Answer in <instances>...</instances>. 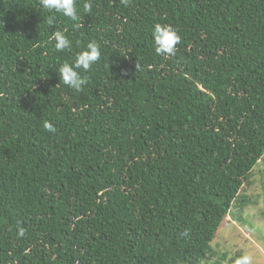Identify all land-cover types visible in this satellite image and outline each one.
I'll return each mask as SVG.
<instances>
[{
    "label": "trees",
    "instance_id": "trees-1",
    "mask_svg": "<svg viewBox=\"0 0 264 264\" xmlns=\"http://www.w3.org/2000/svg\"><path fill=\"white\" fill-rule=\"evenodd\" d=\"M77 7L48 28L39 0H0V264H223L211 242L264 154V0ZM89 42L76 92L57 69Z\"/></svg>",
    "mask_w": 264,
    "mask_h": 264
},
{
    "label": "clouds",
    "instance_id": "clouds-1",
    "mask_svg": "<svg viewBox=\"0 0 264 264\" xmlns=\"http://www.w3.org/2000/svg\"><path fill=\"white\" fill-rule=\"evenodd\" d=\"M122 3L126 4L128 0H122ZM39 5L49 13L46 18H43L48 28L56 24V14H60L70 21L76 22V26L79 27L81 15L77 7V0H39ZM84 9L85 11L89 10L90 4L85 3ZM152 38L155 53L165 56L174 55L176 53V45L181 40L180 35L173 26L167 24L162 25L160 23H156L153 26ZM49 40L55 42L54 49L58 52L72 48L73 42L65 31H52ZM100 58L101 51L99 44L89 42L73 59L65 60L59 64L57 69L59 78L69 88L79 92L88 83V77L84 73L91 71ZM43 126L46 131L55 132L53 123L45 121ZM18 234L22 237L24 235V229L20 228ZM252 262L253 256L250 253H244L238 255L233 264H252Z\"/></svg>",
    "mask_w": 264,
    "mask_h": 264
},
{
    "label": "rangeland",
    "instance_id": "rangeland-1",
    "mask_svg": "<svg viewBox=\"0 0 264 264\" xmlns=\"http://www.w3.org/2000/svg\"><path fill=\"white\" fill-rule=\"evenodd\" d=\"M264 154L255 164L249 178L240 192L242 197L249 200L243 209L234 208L226 216L211 242L217 255L210 257L208 262L218 258L225 252L223 264H231L229 260L237 253H250L252 264H264Z\"/></svg>",
    "mask_w": 264,
    "mask_h": 264
}]
</instances>
